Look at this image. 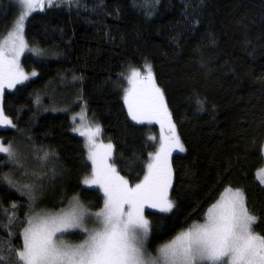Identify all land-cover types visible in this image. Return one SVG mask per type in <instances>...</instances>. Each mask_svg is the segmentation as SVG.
<instances>
[{
	"label": "trees",
	"instance_id": "1",
	"mask_svg": "<svg viewBox=\"0 0 264 264\" xmlns=\"http://www.w3.org/2000/svg\"><path fill=\"white\" fill-rule=\"evenodd\" d=\"M19 14L15 0H0V39ZM25 37L30 51L22 65L37 76L4 92L2 110L13 126L0 128V143L48 153L49 177L31 202L6 181L25 188L37 180L9 166L15 155L0 153V254L6 260L22 247L33 206L57 211L75 197L92 210L104 204L99 190L83 184L92 166L84 139L73 131L70 113L79 102L113 145L119 174L132 184L143 181L158 148V127L132 119L122 80L145 63L185 147L172 157L167 192L173 208L146 210L147 252L155 255L204 222L229 188L243 192L257 217L253 229L264 236L258 180L264 167V0H58L27 20ZM29 155L21 156L22 164L43 175Z\"/></svg>",
	"mask_w": 264,
	"mask_h": 264
},
{
	"label": "snow or ice",
	"instance_id": "2",
	"mask_svg": "<svg viewBox=\"0 0 264 264\" xmlns=\"http://www.w3.org/2000/svg\"><path fill=\"white\" fill-rule=\"evenodd\" d=\"M20 3L25 10L13 33L14 41L18 43L13 42L10 48L0 46V93L5 81L11 88L28 78L18 63L27 47L22 35L24 24L32 11L43 10L45 6V0H20ZM52 3L53 0H47L49 7ZM146 71L144 82L150 87L132 91L125 97L129 114L138 123L155 120L162 127L166 120L170 135L153 156V162L148 164L143 181L129 186V181L116 172L114 164L108 163L111 144L103 146L106 152L99 160L90 149L94 172L84 183L103 190L106 197L103 209L89 212L77 200L71 211L31 217L22 234V247L14 250V259L6 260L0 254V264H264V236L256 234L252 227L257 217L246 207L243 192L231 188L208 210L204 223L194 224L179 233L158 249L156 257L147 253L145 240L149 224L144 218V207L171 211L173 204L167 200V189L171 186L169 157L173 148L180 152L185 149L171 123L163 93L155 85L151 67L148 66ZM132 76L138 77L140 72L133 71ZM4 125L13 126L0 109V126ZM99 131L98 127L89 128L87 133L81 131L80 135H87L89 144L95 147L93 137ZM0 153L14 155L10 146L0 145ZM86 217H94L98 227L89 229ZM73 229H79L87 236L82 243L65 244L63 234Z\"/></svg>",
	"mask_w": 264,
	"mask_h": 264
},
{
	"label": "rangeland",
	"instance_id": "3",
	"mask_svg": "<svg viewBox=\"0 0 264 264\" xmlns=\"http://www.w3.org/2000/svg\"><path fill=\"white\" fill-rule=\"evenodd\" d=\"M15 1L17 2L18 6L20 8V14H19V16H20L25 9H24V6L20 3V0H15ZM57 1L58 0H53V3L52 4H54ZM47 7H48L47 0H45V6H44L43 10L45 8H47ZM43 10L32 11L31 14L27 16L26 21H25V24H24V29H23V34L22 35H23V39H24V42H25V44H26L27 47L24 49L23 53L19 56L18 63H19L20 69L23 71V73L28 78L26 80H23L21 83L15 84L14 87H11V88H9V87L6 86L7 85V82L5 81V87L3 88L2 93H0V109H2V96H3V94H4L5 91H7V90L8 91H12V90L15 89L16 86H18V85H20L22 83H25V82H27V81H29L31 79H34L37 76V73L36 72H35L36 75L33 76L32 75L33 72L28 73V72H26L24 70L23 65H22V59H23L24 55L27 52L30 51V47H29V45H28V43L26 41V37H25V27H26V24H27V20L34 13L41 12ZM19 16H18V18H19ZM18 18H17V20H18ZM17 20H16V22H17ZM16 22H15V24H16ZM15 24L12 27V29L10 30V32H8L4 37H2L0 39V46H6V47L10 48L12 46L13 42L18 43V41H14V37H13V33L15 32ZM6 41H7V45H5V42ZM148 66L151 67L150 64L145 63V64H143V66L140 69H130V70H128L126 72L125 79L122 80L123 81V91H124V96L125 97L128 96L129 93L132 92V91L139 92L141 89L150 87L149 85L145 84V82H144V77L147 75V71L146 70H147ZM133 71H139L140 72V76L133 77L132 76ZM151 71H152V76H153L155 85L157 86V83L155 81L154 72H153L152 67H151ZM163 97H164V94H163ZM164 103H165V97H164ZM63 112H65V111H63ZM70 115H71V119L73 121V131H74V133L77 134L78 136L82 137L84 139L85 143H86V147H87V151H88V160H89V162H90V164L92 166V170H91L90 174L83 179V184H84V186L86 188L99 190L100 193H102V195L104 196V203H105L106 197L104 195L103 190L100 187H98L97 185H91L90 186V185L85 184L84 183V180L85 179H91L93 177V172H94L93 162L89 158L90 157V149L97 154V160H99V159H101L105 155V152H106V149L103 146L108 145V144H111V143H106L105 141H103V139H102V129H101L100 125L97 122L93 121L89 117V114H88V111H87V106H86L85 103L79 102V110L76 111V112H74V113H70ZM135 122H137V121H135ZM171 123L175 125V123L173 122L172 118H171ZM140 124H146V125H152V126H157L158 127V135H157L158 148H157V151H156V153H157L160 150L161 145L164 144V143H166L165 138L170 135L168 122L165 120L164 121V124H163V127L161 126L160 123H157L155 120H153V122H151V123H148L147 121H145L144 123H140ZM1 127L2 126H0V128ZM3 127H12V126L4 125ZM97 127L99 128L100 131H99V133L96 136L93 137V139L95 141V147H94L93 145L89 144L87 135H83L82 136V135H80V132L83 131V132L87 133V131H88L89 128H91V129L94 130ZM175 131H176V135L179 137V134L177 132L176 126H175ZM179 140H180L181 144H183V142L181 141L180 137H179ZM0 145H1V143H0ZM3 146H5V147H9L10 146L11 151L15 155L16 161L18 160V158L21 159L20 162H17L16 163L15 159L13 158L14 155L9 156L7 154L10 159L13 158L12 160H10V162H11L12 165L9 164V166H11L12 168L14 167V168L18 169L21 172L22 176H24V178H27L26 176H28V178L31 177V179L37 180V181H35V183H33V185L30 184V185H28L25 188L19 184L20 181L19 182H15L12 178H8L6 182L9 183V184H11L15 189H18V192H20L19 190H22V192L24 191L23 193L25 195L24 194L23 195L26 196L28 199H30L31 202H34L33 192H34V195H35V192H36L37 188L39 187V185L41 187V185L43 184V182H45V179L47 177H49L46 174H44V167L45 166H43V164H46L45 161H47L50 158V155L48 153H46V152H42V153H39L38 154V152L36 150H34L33 148H27V149H25L24 148V145L21 146V148H20L21 150H19L18 147H15L16 145H14V144L13 145H3ZM184 149H185V147H184ZM183 152H180L179 149H177V148H173L172 149L171 155L169 157V163H170V167H171V174H172V157H173V155L176 154V153H183ZM156 153L152 154L149 163H152L153 162V156ZM26 154H30L29 156L33 160L31 163H33L35 161L36 164H38L40 166V169L39 170L40 171L43 170V175L40 176L39 171H37V172H35V174H33L32 173V170L33 169H28L29 167H32V166H30L31 164H29V163L27 165H23L22 164L24 159H22L21 156H25ZM113 157H114V149H113V145H112L111 155H110V157H108V163L109 164H114ZM114 166H115L116 172L119 174V172H118L117 167H116L115 164H114ZM147 170H148V168H147ZM25 171H27V172H25ZM50 172L52 173V171H50ZM24 173H25V175H24ZM5 180H6V177H5ZM258 180L260 181V183H262L264 185V167L258 172ZM134 185L135 184H132V183L129 182V186H134ZM34 188H35V191H33ZM23 189H25V190H23ZM232 190H234V189H232ZM225 192L222 194V196L220 197L219 201L224 196ZM75 198L76 199H74V198L71 199L62 209L57 210V211L41 210V209H38L35 206H33L34 208L32 207V210H31L29 219L31 217H33V216L38 215V214L39 215H42V216H47V215L62 214L63 212L71 211L72 208L77 205V200H78L79 205H82L84 209H87L89 212H92V213L101 211L103 209V207H104V204H103L102 208H100L99 210H92V209L88 208L86 205L82 204V202L79 200V198H77V197H75ZM167 200L170 201L173 204V206H174V201L172 200V198H169L168 192H167ZM245 205H246V203H245ZM125 208H127V206H125ZM147 209L148 210L149 209H152V210H158V211H160L159 207H148L147 205H145L144 210H143V212H144V218L145 219H147L146 218V210ZM161 212H165V211H161ZM166 212H168V211H166ZM204 222H202V223H204ZM85 223H86V226L89 229L98 227V224L96 223L94 217H86L85 218ZM202 223H199V224H202ZM148 224H149V222H148ZM26 227H28V223H27V226ZM63 235L66 237V239L64 240V243L65 244L76 245V244H79V243H82L83 242V241H79L78 237L79 236H82V235H85V237H86L87 236V233L82 232L79 229H73V230H71L68 233H64ZM149 236H150V231L148 232V235H147L146 240H145V248L146 249H147V243H148V240H149ZM74 238H76V239H74ZM74 240H77V242L74 241ZM150 255L152 257H156L158 255V252L155 255H152V254H150Z\"/></svg>",
	"mask_w": 264,
	"mask_h": 264
},
{
	"label": "bare ground",
	"instance_id": "4",
	"mask_svg": "<svg viewBox=\"0 0 264 264\" xmlns=\"http://www.w3.org/2000/svg\"><path fill=\"white\" fill-rule=\"evenodd\" d=\"M10 32V31H9ZM85 187V186H84Z\"/></svg>",
	"mask_w": 264,
	"mask_h": 264
}]
</instances>
